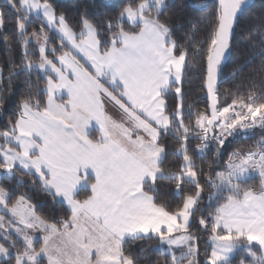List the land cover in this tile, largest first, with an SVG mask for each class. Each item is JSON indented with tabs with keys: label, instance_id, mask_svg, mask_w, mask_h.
<instances>
[{
	"label": "snow or ice",
	"instance_id": "6c2138e0",
	"mask_svg": "<svg viewBox=\"0 0 264 264\" xmlns=\"http://www.w3.org/2000/svg\"><path fill=\"white\" fill-rule=\"evenodd\" d=\"M252 6L218 0L200 39L201 29L177 35L165 18L174 7L169 0H128L107 16H90L85 7L76 25L53 0H4L9 11L0 8V27L11 16L23 49L10 79L27 74V91L0 128V181L8 182L0 183V208L10 214L7 221L0 215V264H138L127 246L142 240L158 241L151 250L165 264H201L193 227L208 233L203 264H233L237 253L264 264V187H247L257 171L264 181V138L231 152L223 170L208 162L205 172L196 162L213 143L222 155L230 137L264 131V77L245 92L219 87L235 30ZM53 39L58 47L50 46ZM260 43L234 76L257 58L264 72V37ZM197 56L208 104L193 112L191 105L185 110L182 86L188 60ZM166 136L179 145L171 153L179 161L174 170L164 167ZM191 140L199 141L194 149ZM24 177H34L66 214H37L25 193L13 201L11 181L23 186ZM162 182L174 185L178 203L161 200Z\"/></svg>",
	"mask_w": 264,
	"mask_h": 264
},
{
	"label": "trees",
	"instance_id": "16d2710c",
	"mask_svg": "<svg viewBox=\"0 0 264 264\" xmlns=\"http://www.w3.org/2000/svg\"><path fill=\"white\" fill-rule=\"evenodd\" d=\"M53 3L57 6L58 10H63L69 19V22L76 25L80 10L83 8L88 9L90 16H94L95 13H100L101 16H107L115 14L124 4L128 3V0H53ZM169 3L174 4V7L165 14V18H171V22L176 25V32L178 36H185L191 34L196 29H201L198 33L200 39L206 35L205 25L202 20H206L214 16L218 0H169ZM0 8H4V0H0ZM5 12L9 10L4 8ZM12 21L11 16H6L5 23L0 27V68L3 69L2 75H0V96L3 97L2 103H0V128L3 127L7 119L12 115L16 109L22 94L27 91V74H20L10 79V68L13 65V61L17 70L19 69V62L23 54V49L17 40V33L15 22ZM182 26V27H181ZM39 23H33L28 31L29 33L33 28L38 29ZM51 36V33H50ZM264 37V0H256L251 8L241 18L240 25L236 28L235 34L231 41V53L225 63L222 77L220 79L219 87L221 92L225 89L235 92L237 88L241 92L247 91V87L251 84H256L257 88L261 86V78L264 77V72L260 71V60L257 58L253 63L244 67L243 72L238 75H233V69L245 64L249 60L254 52L261 49V38ZM181 43L184 41L181 40ZM50 46H59V41L53 39ZM30 54L32 59L38 61V51L35 50L34 45H30ZM188 69L184 75V81L182 91L185 96V110L187 106H192V111H203L208 104L207 93L204 87V76L202 72L204 70V62L202 57L197 56L188 60ZM32 82L36 83V75L33 74ZM40 86L43 87V81H40ZM169 106L173 107L175 104V97L170 96ZM224 101L222 100V103ZM227 102H231L230 98ZM264 138V131H261L259 127L254 130V133H249L246 136L240 135L235 138H229L230 143H226V147L221 149L222 155H217L215 150V144L212 145V150L204 157L203 160L197 159V164L202 166L207 172L209 170L208 162H212L213 167L217 170H223L224 166L228 162V156L231 152L240 149H247L254 145L257 141ZM170 153L168 160L164 167L167 169H175V166L179 164L177 157L172 156V151L177 148L178 142L172 136H166L163 140ZM199 141L191 140L190 148L194 149ZM252 179L247 182V187L253 188L259 191L261 187H264V181H262L259 174L252 175ZM27 183L20 186L15 180L11 181V189L13 192V201L15 197L21 193H25L30 201L34 204L37 214L51 218L53 213L57 218L66 214V206L61 207L55 205L51 196L47 195L39 186L38 183H33L34 177H24ZM4 186H8L7 181H0ZM165 186L161 189V200H166L170 204H176L179 201L173 195L175 192L174 185H168L167 182H162ZM203 184V178L201 179ZM10 189V190H11ZM185 191H194L191 185H185ZM208 191L209 189L205 185V192L203 193L204 200L202 204L208 205ZM87 195L86 192H81L79 197L83 199ZM192 231L200 236L199 247L201 254L199 260L201 264L204 262L203 249L205 242L208 240V233L202 229L198 230L197 227H193ZM158 244L156 240H142L131 242L127 248L133 254L140 256L138 264H165L166 258L160 256L158 253L152 252ZM143 249V251H141ZM146 257V259L144 258ZM243 259L246 264H250L251 257L247 254H234L232 257L233 264H240V260ZM14 264V261L12 262Z\"/></svg>",
	"mask_w": 264,
	"mask_h": 264
},
{
	"label": "rangeland",
	"instance_id": "374dc122",
	"mask_svg": "<svg viewBox=\"0 0 264 264\" xmlns=\"http://www.w3.org/2000/svg\"><path fill=\"white\" fill-rule=\"evenodd\" d=\"M256 174H259L258 171L255 172V173H252V175H256ZM31 204H33L31 201H30ZM34 205V204H33ZM0 215H4L5 217V221H7L9 218H10V214H5V212L3 211L2 208H0ZM33 235L35 236H39L40 233L36 232V233H32ZM11 239L13 240H17L18 241V237L16 236L15 232H14V229L12 230V233H11ZM19 242V241H18ZM0 243H4L3 240H0ZM5 246H7V244H5ZM37 248H39V244H36L35 245ZM44 264H46V259L44 261ZM246 264V263H245Z\"/></svg>",
	"mask_w": 264,
	"mask_h": 264
},
{
	"label": "crops",
	"instance_id": "0c3cea01",
	"mask_svg": "<svg viewBox=\"0 0 264 264\" xmlns=\"http://www.w3.org/2000/svg\"><path fill=\"white\" fill-rule=\"evenodd\" d=\"M110 112H111L114 116H116V117L118 118V113H117V111H116L114 108H111V107H110Z\"/></svg>",
	"mask_w": 264,
	"mask_h": 264
},
{
	"label": "water",
	"instance_id": "95a60500",
	"mask_svg": "<svg viewBox=\"0 0 264 264\" xmlns=\"http://www.w3.org/2000/svg\"><path fill=\"white\" fill-rule=\"evenodd\" d=\"M256 0H249V2L253 5ZM205 87V86H204ZM206 90V88H205Z\"/></svg>",
	"mask_w": 264,
	"mask_h": 264
}]
</instances>
